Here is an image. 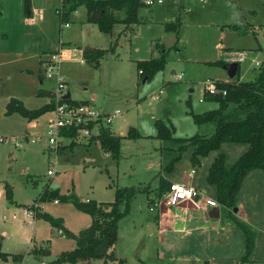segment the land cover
<instances>
[{"label":"rangeland","instance_id":"374dc122","mask_svg":"<svg viewBox=\"0 0 264 264\" xmlns=\"http://www.w3.org/2000/svg\"><path fill=\"white\" fill-rule=\"evenodd\" d=\"M162 2V5L154 3L150 7L140 8L139 17L145 22L137 26L136 32L130 34L129 40V35H120L112 52H109L110 43L119 32L120 25H115L110 35L102 34L96 26L90 25L80 40L81 37L77 38L78 34H75L77 26L71 24V28L76 29L66 30L62 27L61 35L56 36V41L62 36L61 41L64 44L61 49L65 51L68 46L70 49L81 46L107 50L97 68L88 64L82 65L79 61H70L63 62L60 70L70 79L69 84L76 97L93 100L96 108L102 105L109 111H120V116L113 120L111 125L114 135L119 136L120 132L125 135L128 127H135L140 134L139 139H121L117 161L112 160L109 155L106 156L98 142L92 144L93 141L89 140L72 144L64 142L58 148V153L50 151L45 140L37 144L24 143V148L19 152L11 145L10 136L14 132L15 135L25 134L24 136L45 134L48 122L53 117L52 112L41 116L38 128L32 122L26 125L25 118L20 115L8 118V123L2 128L6 130L4 134L8 137V143H1L0 147L4 145L8 152H12V149L14 151V157L9 162L7 180L13 187L12 197L22 206L10 207L8 212L0 214V244L2 252L22 255V264L41 263L39 259H34V250L45 253L47 249L49 253L42 260L47 264H56L54 261L61 253L75 249L74 240L61 237L57 228L49 222L35 219L26 223L24 219L25 208L28 209L34 203L38 204V198L45 188L58 190L61 195L75 196L80 200L112 202L115 188L129 186L139 187L142 192L134 196L127 217L119 222L122 234L119 246L125 249L126 238L138 241L142 251L148 252L141 264H158L155 263L154 253L156 250L164 251V240L168 239L162 233L158 243H154L157 230L153 216L157 212L147 210L151 199L146 202L144 192L157 188L161 176L175 181L188 176L191 169L194 170V177L198 181L199 176H202L205 168L209 166L210 157L212 158L214 153L210 152L200 160L201 164L192 166L191 147L179 149V145L172 140L154 139L156 131L153 123L159 120L171 127L172 138H188L195 134L210 136L214 131V124L208 123L198 127L193 124L190 116V113L198 114L216 107L214 103L202 101L203 82L207 78L218 81L228 78L225 66H219L217 63L238 50L243 53L238 77L243 81L254 80L256 69L249 70L248 65L254 56H263L261 52L254 54L257 44L264 49L262 0ZM47 3L48 0H35V5L40 10L46 8ZM179 3L184 7L181 12ZM178 14L181 24L176 42L172 33L165 32L164 25L174 22ZM44 17L50 27H59L54 12H44ZM252 28L258 29V32L252 34ZM155 44L162 46L166 51L165 66L141 84L137 79L135 61L145 60L149 54L153 56ZM22 56L30 61L28 66L34 64V58H30L32 54ZM226 64L230 65L232 61ZM179 72L182 73V78L176 80L175 75ZM36 74L21 71L18 62L3 63L0 66V99L27 95L25 104L39 108L41 102L38 101V96L31 94V77L34 75L33 79L38 81ZM50 84L54 87L53 82ZM157 93L160 97L155 100ZM243 147L241 144L225 143L217 154H223L225 163L232 164V160L241 155ZM50 168L53 176L47 175ZM207 187V196L213 198V191ZM237 199L241 207L238 212L233 213L234 216L244 217V224L255 233L254 251L250 254L248 263L244 264H264V171H254L243 181ZM28 203L30 204L24 208ZM39 204L43 208L41 213L61 221L75 235L84 229L82 222H92L89 215L77 210L70 202H59L55 205L47 201ZM164 209L168 208L162 207L161 211ZM220 211V227L226 226V229L220 228L222 232L219 234V242L200 239L197 233L194 234L195 242L189 239V252L197 258L204 257L199 259L200 264H203L204 260L208 264H240L242 244L238 242L237 237L241 241V235L225 219L223 209ZM30 245L34 248L30 249ZM35 246L43 247L44 250ZM172 250L179 252L188 249L176 243ZM129 251L128 246L125 249L126 254L134 257L135 253L131 254ZM8 264L15 263L9 261ZM88 264L115 263L91 260ZM125 264L140 263L128 258ZM186 264L196 263L189 261Z\"/></svg>","mask_w":264,"mask_h":264},{"label":"trees","instance_id":"16d2710c","mask_svg":"<svg viewBox=\"0 0 264 264\" xmlns=\"http://www.w3.org/2000/svg\"><path fill=\"white\" fill-rule=\"evenodd\" d=\"M264 5V0H262ZM80 7L85 8L86 21L97 27L99 32L105 35L112 34V28L120 25L124 29L138 24V11L145 7L142 0H61L60 7L56 10L60 26L69 23L71 15ZM179 12L181 9L179 8ZM32 13L31 1L24 0V14L30 17ZM180 14L164 25L165 32L174 35L176 42L179 38V27L181 24ZM119 36V35H118ZM116 40L112 42L109 52H112ZM173 48L175 46L173 45ZM155 54L145 61L135 62V69L139 73V80H149L156 72L165 66L166 51L162 46L154 45ZM107 50L85 49L83 60L86 64L97 68L101 60L106 56ZM219 66L228 67L223 61L217 63ZM238 75V67L235 77ZM219 91L216 95L202 92L201 99L216 105L214 109L199 113H190L191 120L195 126L208 123L214 124L213 133L208 136L193 135L188 138H172V128L157 120L153 123L155 128L154 139L172 140L179 145V149L185 146L191 147L190 163L198 165L199 160L210 152L219 151L222 144H244L247 149L233 164L227 165L223 154L219 153L211 162L206 183L214 188L216 203L225 210V219L238 230L242 237V252L239 263H248V258L254 249V231L246 224L232 215L236 208L237 194L242 181L251 171H264V64L257 69V75L252 81L239 82H215ZM224 95H221V92ZM42 92H39V95ZM68 102V99H65ZM85 104V103H74ZM188 105V102L186 103ZM54 103L45 105L36 110H28L21 101L11 99L6 106V115L18 114L27 120H36L48 112H52ZM74 133L68 132L65 137L69 138ZM139 139L141 136L134 128L129 127L123 137L115 136L108 128H102L98 135L89 142H98L101 150L107 153L112 160L117 161L121 139ZM72 144V143H71ZM170 165V164H169ZM169 185V184H168ZM166 181L162 178L158 181L157 196L160 197L168 188ZM139 187L129 186L114 189L113 201L110 203H98L94 200L83 201L75 196L61 195L58 190L45 188L38 198V202L58 201L70 202L82 213L89 215L92 222L89 227L80 231L77 235L63 228L62 222L53 219L40 210L34 215L37 220L43 219L57 230L74 240L75 249L61 253L55 260L56 264H76L79 260H102L104 263L117 262L112 247L117 238V223L127 216L130 211V203L138 192ZM144 191V190H143ZM5 197L13 204L12 189L5 185ZM44 254L43 251H33V254ZM20 264L23 256L20 254H6L0 248V260L7 262L8 259Z\"/></svg>","mask_w":264,"mask_h":264},{"label":"crops","instance_id":"0c3cea01","mask_svg":"<svg viewBox=\"0 0 264 264\" xmlns=\"http://www.w3.org/2000/svg\"><path fill=\"white\" fill-rule=\"evenodd\" d=\"M30 1H31L32 13H31L30 17H26L24 14V0H0V66L3 63H5V64L9 63L10 64L11 62L14 61V62L20 63V70L21 71L25 70V71L30 72L32 74L37 73L36 76H37L38 81L37 80L35 81L33 79V77H35L34 75H32V77H31V82L33 83V87L31 88V94L38 96V101L41 102V104H40L41 106L39 108H41V107H43L45 105H49L51 103V91L53 89V87L50 86L51 85L50 83H52V81L45 79L43 76L42 57L45 54L56 52L64 44V42L61 41L62 36L59 37L58 40L56 41V36L61 35V29H62L60 24H59V17L56 14V10L60 7L59 4H61V0H48V3H47L48 6L46 8H43L42 10L37 8V6L35 5V0H30ZM201 1L204 2L205 0H201ZM162 4H163V2H162ZM162 4H160V5H162ZM179 8L181 9V11L184 10V7L181 5V3H179ZM44 12H54L56 14V16H57L56 17V24L59 25L58 28L56 27V25H53L52 27H50L47 24V20L44 17ZM177 16H175V18ZM138 21L139 22L137 25L132 26V27L127 28V29H124L121 26L119 32L116 34V37L112 40V42L114 40H116V44H117V39L120 35L125 36V37H127L129 35L128 36V40H129L130 34L136 32L137 26H139V24H142L145 22V20H143L141 16L139 17V13H138ZM69 23H70V26L68 28H65V29L68 30V29H76L77 28L75 30V34H78L77 38L81 37L80 40L82 39L85 31L88 30V28H89L88 26L93 25V24H89L86 21V11H85V8H83V7H80L71 15ZM71 24L72 25L75 24L77 27L71 28ZM93 26H95V25H93ZM250 32L252 34H256L258 32V29L252 28L250 30ZM111 45H112V43H110V47H111ZM69 47L70 46L66 47V49H67L66 51L68 52L67 60H65L63 62L68 63L70 61H79V62H81L82 65H87L84 62L82 55H83V50L90 49V48H87V47L82 48L81 46H78L75 49H70ZM115 47H116V45H115ZM263 50L264 49H261L259 44H257L256 52L254 54L258 55L261 52L263 54V56L261 58L258 56L257 57L254 56L252 58L250 64L248 65L249 70H251V69L255 70L256 69V75H257L258 67L261 64H264V51ZM27 53H30L33 55V56H30V58H34V64H32L31 67L28 66L30 61H28V59L26 57L22 56V55H27ZM239 53L241 54V57H242L241 61H238ZM151 57H152V54L151 55L149 54V57L145 60H148ZM145 60H137V61H145ZM137 61H135V62H137ZM222 61L225 63L232 61V63L236 64V70L238 67V72H239L240 63H242V61H243V53L240 52V50L235 51L234 53H232V56H229L228 58H226L225 60H222ZM252 61H259L260 65L255 66ZM226 69L227 68H225V71H226ZM236 70H235V73H236ZM171 73H173V72H171ZM180 73L181 72H179L178 74H180ZM136 75H137V79L139 80V73L137 72ZM176 75H175V77H176ZM63 76L65 77V79H67L66 80L67 90H66L64 97H65V99H68V102H70L72 104H74V103H89V104H92L96 107L93 100L88 99V98L76 97L75 96L76 94L74 92H72V87L69 84V83H71V81H70V79L67 78L68 77L67 74L64 73ZM238 76L239 75H237V77H235V74H234V77L232 79L226 78V79H223L222 81H218L216 79L213 80V79H209V78H207L205 80H210V81H214V82H234L235 80H237L239 82H244ZM181 78H182V73H181ZM180 79H177V77H176V80H180ZM141 84H143V83H141ZM202 91H203V89H202ZM202 91H201V95H202ZM39 92H42V94L39 95ZM155 96H157V97H155ZM155 96H154L155 100H158L160 97L159 95H155ZM11 99H16V100L21 101L22 104L24 105V107L28 110L39 109V108H33L36 106H28L25 104V101L28 100L27 95H22V96H19L17 98L4 97V99H0V124H1L0 125V136L7 137L6 134H4L6 130H3L2 128H5L4 126L8 123V118H12L13 116L18 115V114L6 115V106ZM206 103H211V102H206ZM97 108L100 109L101 111L109 112V110H107L105 108V106L101 105V106H97ZM205 111H208V110H205ZM205 111H203V112H205ZM48 113H51V111ZM41 118L42 117H40L36 120L25 119V124L27 125L28 122H32L34 124V126H37V128H38L39 121ZM131 128H134L136 130L135 127H131ZM110 130L112 132V128H110ZM14 133L11 134L12 135V136H10L11 138L17 137V138L22 139V137L25 135V134L15 135ZM137 133H138V131H137ZM112 134H113V132H112ZM123 136H124V133L120 132L119 137H123ZM200 136H202V135H200ZM93 143H95V142H92V144ZM25 144L27 145L29 143H25ZM11 145L14 148H16L12 143H11ZM241 145L244 146L242 149V153H244L247 149V146L244 144H241ZM23 148H24V146L21 149L16 148V150L19 152ZM18 152H16V153H18ZM217 152L218 151H214L213 152L214 155H212L213 157L212 158L210 157V164L213 161V159L218 155ZM104 154L106 156H108L107 153L104 152ZM13 155H14L13 149H12V152H10V151L8 152L7 147H4V145H2L0 147V214L8 212L10 207L20 208L22 206L21 204L17 203L14 200V198H13V204L9 203L5 197V185L8 184L11 187V189L13 190V187L10 185L9 181L7 180L8 172H9V168H10L9 162H10V160L13 159V157H14ZM233 159H235V158H233ZM200 160H202V158ZM200 160H199V164H201ZM235 160H232V164L235 162ZM210 164H209V166H210ZM227 165H231V164H227ZM209 166H207L205 168V172L202 173V176H199L198 181L194 177L195 172H193L192 175H189V172L192 169L189 170L188 176H185L183 178L180 177L178 180H175V181H169L162 176L160 177L166 181L167 185L169 183H180V184H185V185H189V186L193 187L197 191L199 197L195 198V200L192 202L186 201V202L179 203L175 207H172L169 209H164V211L160 210V212H157L155 214V216H153V222H155V228L157 230L155 232L156 236H155L154 243H158L157 240H160V236L162 235V233L165 234V238L168 239V240H164V242H165L164 243V246H165L164 251H161V250L155 251V253H154L155 263L158 262V264H175V263L176 264L177 263L178 264H186L187 262L191 261V262H194L196 264H200L199 259H204V257L197 258V257H195V254H191L189 252V248H188V245L190 243L189 239L191 238L192 241L195 242L196 235L199 234L200 239H203L205 241L219 242V234L222 232L220 228H223L222 230H225L226 226L220 227V222H219L220 218L222 217V213H221L220 209H223V208L220 207L218 204H217V207H208L205 204V200H215L214 199L215 197L210 198L206 194L208 191L206 189L208 184L206 183L205 178H206L207 170H208ZM252 172H254V171L249 172L246 175V177L244 178V180ZM243 181H242V184H243ZM242 184H241L240 190L242 188ZM207 188L212 190L213 194H214V188L213 187L209 186ZM156 190H157V188L155 187L153 191L149 192L146 190L144 192L146 202H147V200L152 199V198L157 196ZM240 190H239V192H240ZM239 192H238V194H239ZM238 194H237V197H238ZM88 200H91V199H84L83 201H88ZM34 201H32V202H34ZM98 203H110V202L100 201ZM29 204L30 203H28L26 206H24V208L27 207ZM53 204L57 205L58 203H53ZM40 205L41 204H39L38 206H39L40 211H42L43 208ZM240 207H241V205H239V201L237 199L236 209H235L236 211L235 212L232 211L233 216H234L233 213L238 212ZM25 210H26V208H25ZM223 212L225 214L224 209H223ZM126 217L127 216L123 217L117 223V238H116L115 244L112 247V252H113L115 259L121 260L122 264H125V262L128 260V258L129 259L131 258L132 261L135 260L141 264L143 262V260H142L143 257H145V255L148 252L144 253L142 251V247H139L140 244L138 241H134L132 239L129 240L126 238V240L124 242L125 249H126V247L129 246V248H130L129 252L131 254L135 253L134 257L128 256L125 252V249L120 248V246H119L120 238L122 235V234H120V230H119V222ZM236 218L238 220L242 221L243 223L246 222L244 220V217L243 218L236 217ZM24 219H26V221H27L26 223H31L33 220H35L33 217L28 216L26 213H25ZM82 223H83L82 227H84V229H86L87 226L88 227L90 226L91 220L90 221L86 220ZM62 225H63L64 229H67L69 231V229L65 227L64 223ZM58 231L59 230H57V233H58ZM194 234H196V235H194ZM59 235L63 238L66 237L65 235H62V234H59ZM237 238H238V242L239 243L241 242V244H243L242 243V237H241V241H240L239 237H237ZM186 240H188V241H186ZM176 243L180 244V246L183 248L187 247L188 250H183V251H179V252L173 251L172 247ZM31 247L34 248V246L30 245V249H31ZM35 247H37V246H35ZM254 247H255V239H254ZM0 248H1V244H0ZM37 248H42L44 250L43 247H37ZM158 248L161 249V247H158ZM46 251L44 254H40V253L33 254L34 259H39L41 262L40 264H47L46 262H44L42 260V258L45 257L46 255H48V253H49V251L47 249H46ZM253 251H254V249H253ZM253 251L251 252V254L253 253ZM23 260H24V258H23ZM23 260L20 264L23 263ZM9 261H11V260H8L7 262H3L0 260V263L1 264H8ZM90 261L89 260H79L76 264H88V262H90ZM99 261L103 262L102 260H99ZM54 263H55V261H54ZM108 263L117 264L116 261L115 262H108ZM15 264H17V263H15ZM203 264H208V262L204 260Z\"/></svg>","mask_w":264,"mask_h":264},{"label":"built area","instance_id":"2783aa9c","mask_svg":"<svg viewBox=\"0 0 264 264\" xmlns=\"http://www.w3.org/2000/svg\"><path fill=\"white\" fill-rule=\"evenodd\" d=\"M142 2L145 7H150L154 3L162 4V0H142ZM69 26L70 23H65L61 25V28H68ZM67 56L68 52L61 48L56 52L43 55V76L45 79L54 83V87L51 91V101L54 103V109L52 111L53 117L49 120L46 133L43 135H26L23 136L22 139L12 137L10 143L16 148L21 149L24 143L36 144L45 140L47 148L50 151L58 153V148L62 143L68 142V144H70L74 142L79 143L83 140L88 141L97 136L102 128L110 129L113 120L120 116V111L118 109L104 112L89 103L72 104L65 101L64 95L67 90V82L61 73L60 65L63 61L67 60ZM238 57V61H241L242 57L240 53ZM252 62L255 66L260 65L259 61ZM176 77L180 79L181 73L177 74ZM202 86L203 91L209 95H216L219 93L215 87L214 81L205 80ZM159 93H157V95H159ZM221 95H224L223 91ZM68 132L74 133L73 136L69 138L65 137V134ZM1 143H8V137L0 136V144ZM193 172L194 171L191 170L189 175H192ZM47 175H54L51 168L47 170ZM198 197L197 191L189 185L169 183L167 190L160 197L156 196L148 202L147 210L149 212H160L162 207L169 209L182 202H192ZM53 203H58V201H53ZM205 204L208 207H217V203L213 200H205ZM38 205L39 202L38 204H32L28 209L26 208L25 213L34 218L35 213L40 210ZM58 233L64 235L62 230H59Z\"/></svg>","mask_w":264,"mask_h":264},{"label":"water","instance_id":"95a60500","mask_svg":"<svg viewBox=\"0 0 264 264\" xmlns=\"http://www.w3.org/2000/svg\"><path fill=\"white\" fill-rule=\"evenodd\" d=\"M235 70H236V64L235 63L228 65V67L226 69L228 78L232 79L234 77ZM144 82H145V79H143L141 81V83H144ZM233 211L235 212L236 210L234 209Z\"/></svg>","mask_w":264,"mask_h":264}]
</instances>
